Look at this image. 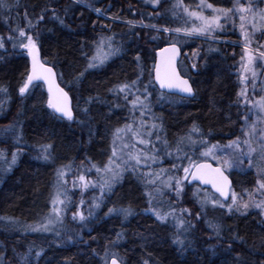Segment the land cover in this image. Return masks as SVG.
Instances as JSON below:
<instances>
[{
    "label": "trees",
    "instance_id": "1",
    "mask_svg": "<svg viewBox=\"0 0 264 264\" xmlns=\"http://www.w3.org/2000/svg\"><path fill=\"white\" fill-rule=\"evenodd\" d=\"M70 2L19 0L18 8L0 9V37L5 39V47L0 49V86L7 89V93H0V151L8 161L13 153L17 156L10 170L0 162V264H103L100 256L109 241L116 239V233H121L122 239L114 250L124 258L125 264H142L145 258L152 264H264V218L260 213L228 215L209 209L201 212L192 188L186 186L180 199L188 211L191 209V216L186 219L195 227L187 234L190 244L179 250L172 243L176 222L170 218L168 223L161 224L147 211L146 193L150 184L139 173L123 175L112 191L104 195L97 216L88 220L86 226L69 222L73 229L59 226L58 236L53 232L27 230V226L40 222L48 212L46 207H50L56 192L57 170L70 166L65 169L70 172L87 164L102 167L112 149L115 129L131 122V105L123 99V94L115 95L109 89L136 80L137 54L146 69L141 85L148 83L147 69L153 65L154 49L167 46L166 36L176 35L157 33L151 27L137 24L143 21L159 28L184 24L183 9H171L175 0H161L156 9L144 0H89L92 8H100L107 16L122 22L97 16L83 4L72 5L65 16L63 9ZM7 3L12 6L16 0ZM49 5L59 9L65 24L46 18L26 31L34 38L38 34L41 59L56 71L60 85L66 91L69 87L73 89L69 92L74 106L72 121L58 118L46 107L47 93L42 84L40 88L30 87L24 97L19 95L29 71V56L19 47V38L15 41L16 48L7 40L9 34L17 35L13 29L25 28V13L35 24L41 10ZM157 11L161 13L159 17L155 15ZM128 21L136 26L131 27ZM113 34L120 53L104 65L85 71L87 62L82 53L90 52L101 35ZM153 36L158 39L153 40ZM213 38L223 41L180 36L187 42L178 45L182 50L179 67L181 74L190 78L195 91L193 99L165 96L157 107L158 94L150 89L152 110L158 108V118L162 121L159 133L168 145L186 136L194 124L199 133L192 135L202 136L208 144L227 145L240 136L244 110L238 97V67L243 48L231 42L242 39L237 29L228 26L214 33ZM192 62L197 65L195 71ZM81 72L84 76L76 83L75 77ZM90 97L93 102L86 104ZM84 107L88 108L87 114L82 111ZM44 145H51L48 160L42 157ZM173 163L181 164L176 152L170 157L163 156L161 165L165 170L171 171ZM159 167L154 164L152 170L158 171ZM229 175L235 191L255 186L252 173L244 176L230 172ZM176 203L173 200L169 204ZM129 207L133 214L126 219L115 213L107 214L109 208ZM208 221L220 224L219 236L208 226ZM36 251L42 252L39 258ZM22 257H27L26 261Z\"/></svg>",
    "mask_w": 264,
    "mask_h": 264
},
{
    "label": "snow or ice",
    "instance_id": "2",
    "mask_svg": "<svg viewBox=\"0 0 264 264\" xmlns=\"http://www.w3.org/2000/svg\"><path fill=\"white\" fill-rule=\"evenodd\" d=\"M264 3V0H261ZM145 4H151L156 9L161 4V0H144ZM83 4L89 8H92V4L89 0H71L70 4L66 6L63 11L66 16L72 8V5ZM19 7V0H16V4L10 6L7 0H0V9L10 11V7ZM183 9L184 24L174 28L164 26L162 28L157 27L156 24L145 25L143 21H140V26L151 27L157 33L176 35H168L167 46H159L154 49L153 65L151 69H147L149 79L148 83L141 85V77L144 75L146 69L141 63L140 55H136L134 58L137 62V68L139 74L136 80H133L131 84L124 83L116 86L114 89H109L115 95L123 94V99L130 105V112L134 119L131 122L126 123L122 128H116L113 133L111 155L108 157L107 163L102 167H97L95 164H91V167L86 171L95 169L98 179L88 180L86 174H77V179L80 181V186L83 190H87L89 187L93 189L99 188L100 196L94 197L88 214L80 210V206L84 201L81 200L73 212V219H79L84 222L94 213L91 209H98L102 203V198L106 193L112 191L113 186L119 182L125 172H132L133 174L139 173L146 179L148 184L152 185V191L146 193L148 195V209L157 221L161 224H166L171 218L176 223V233L173 236L172 243L175 244L179 250H184L189 244L187 234L191 231L195 225L190 219H186L184 214L187 213L191 216L188 209L184 208L180 210V215L177 216V209L169 204L167 210L163 207V198L167 194H173L177 201L180 200L184 189L187 184H191L193 181L199 182L201 185H210L217 195L204 192L203 198L200 197V189H196L193 193L194 197L200 204L201 212H205L208 206L213 209L219 208L225 210L226 214L232 215L239 213L240 215H246L250 208H256L260 210V214L264 215V178L256 180V188L251 192L237 193L232 190L228 177L225 175L226 168H232L236 163L243 164L244 159H248L249 166L252 164V156L259 150L260 158L264 159V95H261L259 99L250 98L247 93V76L243 73H251L252 87L255 90L257 67L264 68V63L257 64V61L264 62V31L261 32V36L256 37V31H260L264 28V8L259 7L253 0H248V3H242L241 0H235L232 7L217 8L213 3H209L208 0H199V3L195 4V8L190 9L188 5L183 3V0H175V3L171 5V9ZM98 15H103L100 8L93 9ZM206 10H211L209 14H205ZM239 14L240 30L244 40L243 55L241 60L244 63L241 65L242 74L240 79L245 83V88L238 93V97H242L239 101L241 106H247L251 109L249 115H243L241 118L245 121L246 130L242 128V134L246 139L243 141L237 137L236 140H232L226 145V148L233 150L231 155L235 156V159L225 157L223 150L220 146L213 144L208 146L207 140L202 136L193 138L192 133H199V129L194 124L189 133L181 137L175 146V152L177 159L181 160V164L177 165L173 163L172 170H165L163 167L159 171H153L152 165L157 164L158 160L162 164L163 156H172V152L169 151V145L166 139H162L159 132L162 130V121L155 116L152 112L151 97L152 91L158 86L159 96L158 99H162L165 96H175L178 94H186L187 96L193 95V87L190 83V78H186L181 74L178 69V57L181 54V49L178 46L182 42H187V39L181 40L182 35L185 38L193 37H207L213 38L214 33L218 30L224 29V24L221 23L223 18L227 23L232 20L235 23L234 17ZM157 17L161 15L159 11L155 13ZM173 15L177 13L173 11ZM46 18H50L57 21L60 25L65 24L64 18L60 15L58 8L46 6L43 8L34 24L33 21L25 13L24 19L26 21L25 28L17 27L13 29V32L17 35L9 34L8 41H12V47L16 48L15 42L19 38V47L25 49L27 55L31 59V68L27 73L25 82L19 88V95L24 97L29 92V88H40L42 82L47 89L46 107L52 111L54 115H58L59 118L72 121L73 108L72 97L69 92L73 89L69 87L66 91L64 87H61L56 82V73L53 71V67L46 66V64L40 58V48L38 47L39 36H35L27 29L35 28L36 24L44 21ZM257 20L260 22L259 26ZM131 27H135L136 24L132 21H128ZM250 26L251 31L248 27ZM138 35V34H137ZM153 40H157L158 36H153ZM256 43L255 49L251 48L253 43ZM5 47L4 37H0V49ZM121 48L119 42L113 35H101L100 39L94 42V46L90 52H83V56L86 60V68L88 69L98 68L104 65L113 56L120 53ZM195 56L196 53L194 52ZM192 70L195 71L197 65L192 62ZM84 76V72H81L79 76L75 77L76 83H80L81 78ZM264 91V88L261 89ZM0 93H7V89L0 86ZM129 96L133 98L128 99ZM98 99V98H97ZM93 102V98H89L85 101L86 104ZM118 106V105H117ZM82 111L87 114L88 108L84 107ZM139 112V118L135 119L136 113ZM147 117V119H145ZM250 117H255L251 123ZM260 125V127H258ZM11 129H6L10 131ZM155 134V135H154ZM18 142V140H17ZM255 142L256 147H253ZM162 145V146H158ZM143 145V147H138ZM199 145L197 148L196 146ZM51 145H44L42 147V157L44 160L50 158L49 149ZM246 149V151H245ZM199 153V157L206 158L201 161L196 157V153ZM211 158L217 161V166L213 167L211 163L207 162V158ZM16 153L12 154L11 161H8L3 151H0V162L7 165V169L10 170L11 166L16 163ZM183 160H187V165L183 164ZM70 168V166H66ZM147 170V171H144ZM182 171L183 175L179 173ZM264 173V168L261 169ZM68 172L65 168L57 170V183L55 195L51 198V208L49 214L42 218V220L34 225L27 226V230L33 232H53L55 235L60 233L56 231L58 225H63L64 216L69 210L71 204L70 198L66 195V189L62 192L61 186L68 183L65 177ZM75 187V180L73 181ZM259 199H256V196ZM227 202V203H226ZM117 214L123 216L125 219L132 215V209L129 208H109L108 215ZM196 219H200L198 213ZM208 226L212 231L219 236L221 226L217 222L208 221ZM122 239L121 233H116V239L110 240L109 245L104 249L103 254L100 256L103 264H125L124 258L119 255L114 249L117 247L118 242ZM231 245L229 244V248ZM32 249L29 248V254ZM41 251H36L35 256L39 258ZM26 261L27 257H22ZM142 264H152V262L145 258Z\"/></svg>",
    "mask_w": 264,
    "mask_h": 264
},
{
    "label": "rangeland",
    "instance_id": "3",
    "mask_svg": "<svg viewBox=\"0 0 264 264\" xmlns=\"http://www.w3.org/2000/svg\"><path fill=\"white\" fill-rule=\"evenodd\" d=\"M208 2L209 3H213L214 7H217V8H228V7H232L234 5L235 0H208ZM241 2L247 4L248 3V0H241ZM253 2L256 3L257 5H259V7L264 8V3H262L261 0H253ZM183 3L185 5H188L190 7V9H193L194 10L195 4L199 3V0H183ZM210 11L211 10H206L205 11V14L206 15L209 14ZM238 17H239V14H237V16L234 17L235 23H233L232 20H229L226 23L223 18L221 19V23L225 25L224 26V29L227 28V26H228V27L232 28L233 30H235V29L238 30V33H239L242 41L241 42H231V43L236 44V45H239V46H241L243 48L244 40H243V37L241 35L240 22H239V18ZM113 19L118 20L116 18H113ZM257 24H258V26L260 24V22L258 20H257ZM246 27H248L249 31H251L250 26L246 25ZM219 31H222V30H218V32ZM262 31H264V28H262L260 31H256V33H255L256 37L261 36V32ZM200 38H207V37H200ZM213 39L216 40V41H223L222 39H217V38L216 39L213 38ZM224 42H226V41H224ZM256 47H257V45L254 42L251 45V48L252 49H255ZM243 63H244V61H242L239 64V67H238V74H239L238 81H239V86H240V92L245 88V83L242 82L241 79H240V76L242 74L241 65ZM261 63H264V62L257 61V64H261ZM256 70H257V77H256L255 90H253V87H252V79L253 78L251 76V73H243V74L247 76V93H248L249 97L250 98H253L254 97L255 99H259L261 95H264V91L261 90L262 88H264V68L257 67ZM129 100H131V99H129ZM160 100L161 99H159V105L157 107H159L161 105L160 104ZM239 100H242V97H239ZM242 107H243V110H244V115H249V113L251 112V109L248 108L247 106H242ZM152 112L153 113L156 112L155 113V116L158 117V115H159L158 108H157V110H152ZM130 115L132 116L131 112H130ZM138 118H139V112H137L136 113V116H135V119H138ZM132 119H134L133 116H132L131 120ZM145 119H147V117H145ZM254 119H255V117H250L248 123H251L252 120H254ZM258 127H260V125H258ZM242 128H244L246 130V126H245V121L244 120H243ZM242 128L240 130V136H239V138H240L241 141H243L244 139H246V137H244L243 134H242ZM199 136L200 135H196V136L193 135V138L195 139V138H198ZM211 145H213V144H208L209 147ZM169 146H170L169 147V151H171L172 153H174L175 152V146H176V144L169 145ZM219 146H220V149L223 150V155L225 157H228V158H231V159H235V156L234 155H231L232 152H233L232 149L226 148L225 147L226 145H219ZM138 147H141L142 148L143 145H139ZM196 147L198 148L199 145H197ZM253 147H256L255 142H253ZM245 151H246V149H245ZM110 155H111V151L109 153V156ZM260 155L261 154H260L259 150L257 151V153H254L253 154L251 166H249L248 159L245 158L243 164L236 163L234 167H232V168H226L225 171H227L228 173L234 172V173L241 174V175L242 174L244 175V174L252 173L253 175L256 176V180L257 179H260V178H264V173L261 172V169L264 168V159H261L260 158ZM196 157L199 158L201 161H203V160L206 159L204 157H199V153L198 152L196 153ZM106 160H108V158ZM207 161H211V162H214V163L217 164V161L214 160V159H211L210 157L207 158ZM106 163H107V161H106ZM157 164L160 165V167H159V169H160L162 167L161 163L158 162ZM184 165L185 166L187 165V161L184 163ZM96 166L99 167L98 165H96ZM90 167H91V165L87 164L86 166H81V167H79L77 169L74 168L72 171L68 172V175H67L68 178L65 177V179H67L68 183L66 185L61 186V191L63 192L65 189L67 190L66 191V195L70 198L71 204L69 205V210L67 211V213L64 216V223H63V225H58L57 227L60 226V227H63L62 229L65 228L67 230H72L73 228L70 227L72 224L71 225L67 224L69 222H74L75 224H80L81 227H84V226L87 225L88 220H91L92 218H94V217L97 216L98 209H91L93 211L94 215L91 216V217H89L86 221L81 222V221H79L78 218L75 219V220L73 219V212L76 211V208L79 205V203H80L81 200H83L84 203H83L82 206H80V210L82 212H84L85 215H87L88 214V211L90 210L91 205H92V204H90L91 203L90 200L93 202V198L94 197H99L100 196V190H99V188L93 189L92 187H89L87 190H83L81 188V186H80V181L77 179V174L79 173V174H86V179H88V180H93V181L97 180L98 177H97V174L95 172V169H92L91 171H86ZM65 169H66V167H65ZM159 169H158V171H159ZM68 171H69V169H68ZM127 173H129V172H125L123 175H125ZM179 174L180 175H183L182 171ZM74 180H75V187L73 186V181ZM186 183L187 182H185V184ZM197 188L200 189L199 195H200L201 198H203V195H204V192L205 191L208 192L209 194H212L210 191L201 189V188L196 187V186H194L192 188V193H194ZM255 188H256V185L252 189L249 188V189H245V190H243L241 192L240 191H236V192L238 194L239 193H242V192H251ZM94 190H96V193H93ZM151 191H152V185L150 184L149 192H151ZM184 192H185V189H184ZM89 196H90V198H89ZM255 198L256 199H259L260 197L257 195ZM181 199L179 201H177L176 204H174V207L177 209V211H179L177 213V216L180 215V210L185 208V206L182 204V201L183 200H181ZM173 200H176L173 194H170L169 193V194H167V195L164 196V198H163V207H164L165 210L168 209L169 203L171 201H173ZM74 202H75V204H74ZM73 206H74V208H73ZM199 206H200V204H199ZM50 208H51V205H50V207H46V209H48V212L45 214V216L49 214ZM207 209H209L211 211L221 210V211H224L225 212V210H222V209H219V208L213 209L211 206H208ZM189 211L191 213V209ZM253 211H257L258 213H260V210L259 209H256V208H250L248 210V212H253ZM262 216L264 218V215H262ZM185 218H188V215H185Z\"/></svg>",
    "mask_w": 264,
    "mask_h": 264
},
{
    "label": "water",
    "instance_id": "4",
    "mask_svg": "<svg viewBox=\"0 0 264 264\" xmlns=\"http://www.w3.org/2000/svg\"><path fill=\"white\" fill-rule=\"evenodd\" d=\"M181 49V48H180ZM40 58H41V55H40ZM181 58H182V51H181V54H180V56L178 57V69H179V62H180V60H181ZM29 60H30V64H31V59H30V57H29ZM46 66H48V65H46ZM51 67V66H50ZM53 71L56 73V71L53 69ZM180 71V70H179ZM56 82L59 84V81H58V77H57V74H56ZM39 83H41V84H43L42 82H39ZM191 83V82H190ZM60 85V84H59ZM191 85H192V83H191ZM61 86V85H60ZM46 87V86H45ZM193 87V86H192ZM194 90V89H193ZM46 91H47V89H46ZM177 96H179V97H182V98H193L194 96H195V92L193 91V95L192 96H187L186 94H178ZM72 108H73V101H72ZM58 116V115H57ZM73 116H74V112H73ZM62 119V118H61ZM64 120H67V119H64ZM208 163H211L212 165H213V167H216L217 165H215L214 163H212V162H209V161H207ZM225 171V170H224ZM225 175L228 177V180H229V182H230V184H231V188L233 189V180H232V178L225 172ZM189 186H191V185H199L201 188H203V189H208V190H210L212 193H214V190L211 188V186L210 185H201V184H199V182H197V181H193L191 184H188ZM214 194H216L217 196H218V193H214ZM227 203V202H226Z\"/></svg>",
    "mask_w": 264,
    "mask_h": 264
},
{
    "label": "bare ground",
    "instance_id": "5",
    "mask_svg": "<svg viewBox=\"0 0 264 264\" xmlns=\"http://www.w3.org/2000/svg\"><path fill=\"white\" fill-rule=\"evenodd\" d=\"M85 6V5H84ZM97 16H101V17H104V18H106V19H111V20H113V21H117V22H122V21H120L119 19L118 20H115V19H113V18H111V17H109V16H107L106 14H104L103 13V15H98L93 9L94 8H90ZM137 25H140V24H137ZM208 40H214L213 38L212 39H209L208 38ZM41 55V54H40ZM42 60V59H41ZM30 61V60H29ZM49 66V65H48ZM30 68H31V64L29 65V70H30ZM41 84V83H40ZM43 85V84H42ZM44 86V88H46L45 87V85H43ZM154 92H155V94H158V96H159V89H158V86H156V88L155 89H152ZM175 96H177V95H175ZM177 97H179V96H177ZM179 98H182V97H179ZM194 98V97H193ZM193 98H190V99H193ZM162 99H165V97H163ZM183 99H189V98H183ZM73 112H74V106H73ZM156 113V112H155ZM154 113V114H155ZM55 116H57V115H55ZM58 117V116H57ZM59 118V117H58ZM20 154V153H19ZM247 174H244V176H246ZM255 176V175H254ZM255 178H256V176H255ZM234 184V183H233ZM186 185H187V187H189V188H193L194 186H196V187H199V188H201L199 185H191V186H189L187 183H186ZM255 185H256V181H255ZM233 188H234V185H233ZM201 189H203V188H201ZM204 190H208V189H204ZM208 191H210V190H208ZM211 192V191H210ZM212 193V192H211ZM212 194H214V193H212ZM214 195H216V194H214Z\"/></svg>",
    "mask_w": 264,
    "mask_h": 264
}]
</instances>
